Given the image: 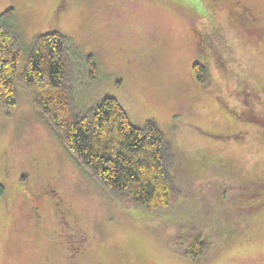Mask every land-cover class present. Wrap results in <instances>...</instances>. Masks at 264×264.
Here are the masks:
<instances>
[{
  "label": "rangeland",
  "instance_id": "374dc122",
  "mask_svg": "<svg viewBox=\"0 0 264 264\" xmlns=\"http://www.w3.org/2000/svg\"><path fill=\"white\" fill-rule=\"evenodd\" d=\"M243 1L264 28V0ZM9 8L23 45L19 71L36 35L64 33L76 110L112 96L135 124L155 119L175 149L173 172L186 196L165 211L120 208L35 106L34 91L17 83L14 113L7 116L0 103V189L3 183L7 189L0 196V264H264V212H256L246 237L195 261L172 247L186 215L214 212L215 196L230 193L232 179L264 178V54L252 36L212 0H0V15ZM190 26L224 61L206 63L211 88L192 74L198 50ZM89 56L97 77L90 75ZM228 105L256 120L237 119ZM200 156L212 157L211 168L202 167ZM46 172L55 190L46 185ZM67 212L87 231L79 254L73 251L79 235L63 234Z\"/></svg>",
  "mask_w": 264,
  "mask_h": 264
},
{
  "label": "trees",
  "instance_id": "16d2710c",
  "mask_svg": "<svg viewBox=\"0 0 264 264\" xmlns=\"http://www.w3.org/2000/svg\"><path fill=\"white\" fill-rule=\"evenodd\" d=\"M13 11L9 8L0 15V103L5 114L11 116L16 110L17 83H21L34 91L35 106L61 134L72 156L108 189L120 208L165 211L177 205L186 196L173 172L177 156L157 121L150 118L142 125L135 124L126 108L112 96L77 111L70 81L68 37L60 31L35 36L20 72L23 45L11 25ZM88 63L90 75L97 77L93 56L88 57ZM192 74L201 84L212 87L206 63L194 62ZM259 87L264 88V84ZM226 108L241 117L230 105ZM248 117L256 119L251 114ZM203 157L198 158L202 167L211 168L212 157ZM230 188V193L226 188L220 195H213L214 212H200L199 217L192 212L194 217L186 215L179 223L172 240L175 251L195 261L250 234L246 227L256 220V212H264V178L232 179ZM254 195L261 196L251 202ZM167 213L165 223L172 218Z\"/></svg>",
  "mask_w": 264,
  "mask_h": 264
},
{
  "label": "flooded vegetation",
  "instance_id": "af4514ba",
  "mask_svg": "<svg viewBox=\"0 0 264 264\" xmlns=\"http://www.w3.org/2000/svg\"><path fill=\"white\" fill-rule=\"evenodd\" d=\"M212 1L218 6L219 9H221L224 12V15L227 16V18H228V16L232 18L230 20L233 21V24L240 27V29H241L240 32H242V34H244V36L249 37L248 34H250L252 36V38H253L252 41L255 44H257L258 46H260L261 53L264 54V28L261 25L260 17L256 13L254 7L252 5L247 4L243 0H212ZM190 27H191V29L194 33V37H195L194 51H195V49L198 50L197 53H195V55H194V58L192 60V65L194 62H198V61L201 63H207L208 61H210L211 57L214 60L216 58L218 60V61L216 60V62H220L224 65V61L221 58V56L218 54L219 51L217 48H214V47L212 48L214 50L212 52L213 54L210 53V51H208V48H210L211 44H210V41L205 40V38H207L206 35H204V33H200L193 26H190ZM213 55L215 57H213ZM240 83L242 86H244V84L241 81H240ZM245 87H247V85ZM238 113L241 114L240 118L242 121L249 120V117H248L249 114L257 117L252 112H249V113L238 112ZM236 118L240 119L237 116H236ZM231 131H233V130H231ZM233 132L235 133V131H233ZM48 168H50V167H48ZM43 169H45V168H43ZM26 176H27V174H25L21 177L24 178ZM46 176L48 177V179H47L48 181H46V185L54 189V186H52V185H54L55 182H54V179H52V177H53L52 174L49 172H46ZM1 181L2 180H0V182ZM3 185L4 186L0 189V196L1 197H4L3 195L7 191L6 185L4 183H3ZM47 186L43 187L44 188L43 192H46ZM46 193H49V192H46ZM33 196L35 198V197L41 196V194L34 192ZM67 213L71 214L72 216L70 219H68L66 222H64L65 225H64V227H62L63 234L69 233L70 236L79 235L78 237L76 236V238L73 239L75 241V246H74L75 248L73 249L74 254H79L78 253L79 249H85L86 248V244L84 243V241L86 240V237L88 238V235L86 234L87 231L85 229L82 230L81 227H78V226H76L75 223H73V222L78 221L77 216L73 215L74 212H67ZM39 217H40V215H37V218H39ZM64 238H65V236H64Z\"/></svg>",
  "mask_w": 264,
  "mask_h": 264
}]
</instances>
